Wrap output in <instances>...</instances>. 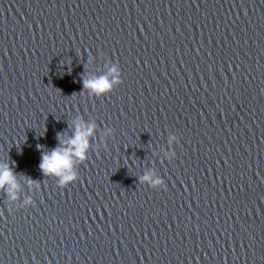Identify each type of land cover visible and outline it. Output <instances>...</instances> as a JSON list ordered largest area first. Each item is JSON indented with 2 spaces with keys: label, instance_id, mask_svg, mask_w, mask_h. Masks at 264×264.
Listing matches in <instances>:
<instances>
[{
  "label": "water",
  "instance_id": "1",
  "mask_svg": "<svg viewBox=\"0 0 264 264\" xmlns=\"http://www.w3.org/2000/svg\"><path fill=\"white\" fill-rule=\"evenodd\" d=\"M78 117L59 187L42 152ZM3 162L0 264H264V0H0Z\"/></svg>",
  "mask_w": 264,
  "mask_h": 264
},
{
  "label": "clouds",
  "instance_id": "2",
  "mask_svg": "<svg viewBox=\"0 0 264 264\" xmlns=\"http://www.w3.org/2000/svg\"><path fill=\"white\" fill-rule=\"evenodd\" d=\"M108 74L106 76L95 77L83 80V87L87 88L94 95H101L110 92L121 83V69L118 63H108ZM73 131L65 138L63 133L57 134V145L48 151H43L39 167L45 175H57L59 180L57 185L64 187L78 178V174L73 169L74 159L83 160L87 156V150L91 146V138L96 131L94 122H86L77 118L71 125ZM111 132V130H109ZM173 141L179 142V137L175 134L169 136V144ZM103 142V141H102ZM42 148V146H37ZM169 159L176 156V152L168 153ZM142 181H148L153 188L166 187L163 178L154 176L153 172H147L142 177ZM28 183L35 188H40L31 179ZM19 185L16 182V173L13 166L8 163H0V189H5L12 201L17 199L16 189ZM34 203L33 196L29 195L23 199L18 207H26ZM12 204H9L11 208Z\"/></svg>",
  "mask_w": 264,
  "mask_h": 264
}]
</instances>
